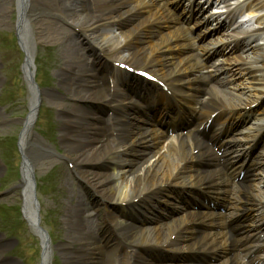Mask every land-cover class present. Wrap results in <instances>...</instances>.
I'll use <instances>...</instances> for the list:
<instances>
[{
  "label": "bare ground",
  "instance_id": "6f19581e",
  "mask_svg": "<svg viewBox=\"0 0 264 264\" xmlns=\"http://www.w3.org/2000/svg\"><path fill=\"white\" fill-rule=\"evenodd\" d=\"M183 1L0 0V26L11 24L27 56L24 76L30 89V115L23 122L24 131L19 142L24 161L21 170L22 180L18 189L24 202V218L41 239L42 264H51L55 251L52 250L47 237L40 232L41 211L39 204L36 203L38 200L34 169L38 159L46 154L52 156L50 154L56 152L45 144L33 140V123L38 112L37 103L49 96L48 93L32 85L36 69L34 54L37 44L42 43V39L52 40L62 46L66 58L57 73L59 85L67 100L78 104L70 109L64 104L56 106L64 115L61 121V150L57 152L62 159L73 165V175L78 182L88 186L96 201H99L98 204L101 203L102 209L105 208L104 220L118 231V237L123 238L124 244L136 249L163 245L167 247V251L181 254L200 253L206 249L208 242L205 239L197 240L194 238L193 229H184L187 225L196 224L195 215L185 216L170 223H165L160 217L153 219L150 216L151 201L161 193L160 190L168 186L188 188V185L202 182L201 178L195 179V173L199 171L193 168V165L199 162L201 155L194 156L192 149L184 141H180L178 147L169 146L152 154L145 151V148L150 147L146 134L140 133L139 128L132 126L131 129L120 131L118 142L114 143L110 140L103 116L95 110L111 105L106 75L95 68L89 70V66L86 72L78 71L75 74V66L82 54V38H77L72 31L64 29L56 22L40 21L41 16L45 14L55 15L66 21L70 27L84 33L85 38L98 47L100 55L110 63V66L119 62L133 68L146 67L160 78H173L200 67L197 58L199 55L207 56L210 50L197 46L196 41L201 35L196 39L191 37L194 29L199 27L197 21L193 29L180 26L181 20L177 9ZM244 1L248 4L251 15L257 9L264 7L260 0ZM197 10L198 16L203 10L202 8ZM13 14L18 16L15 23L12 22ZM184 15L185 12H182V16ZM257 21H261V17H258ZM257 31L262 35L259 39L264 41V27ZM219 42L222 43V47L233 48L232 51L239 52L240 56L232 60L230 66L226 68L211 65L208 72L211 70L212 76L222 78L220 85L225 90L211 89L209 105L222 104L237 112L239 116L264 96V45H255L251 39L238 41V38L233 36L227 43L222 40ZM94 44L90 42V50H94ZM250 50L253 52V57L244 56V53ZM182 54L183 56H180ZM94 56L93 58L99 61V55ZM88 61L86 65L91 62V58ZM78 68L81 70L82 67ZM224 71L228 73H224L225 77H222L221 73ZM190 81L189 79L188 82ZM227 82L232 83V88H226ZM0 84H2L1 76ZM118 94L116 92L115 98ZM79 105H83L85 110L81 111ZM260 115L264 118V108ZM0 118L1 123L7 121L2 119L5 118L2 112ZM257 162L260 167L264 166V153L259 154ZM256 180L257 178L253 181ZM259 185H264V175L255 190L253 183L244 188L239 198L242 206L237 208L240 212H249L253 219H259L264 210V191L256 193ZM171 191L165 190L167 193ZM74 201H76L75 205H71L69 201L68 207L63 212L64 225L67 224L69 230L67 242L62 241L61 245L65 263L114 264L112 258L106 261L104 256H101V251L97 249L93 237L95 229L99 230L101 224L98 209L90 210L83 195ZM133 202L138 204L129 205L130 212H133L136 219L143 217L150 222V225H136L126 215L119 216L114 213L113 204L125 206ZM126 211L124 209V213ZM85 214L87 217L84 216ZM252 227L253 225L248 228ZM8 247V243L0 239V253L6 252ZM137 254L133 256L134 258L138 256L135 264H150L141 257V254ZM0 264L19 263L6 259L3 254L0 255ZM119 264L132 263L124 257Z\"/></svg>",
  "mask_w": 264,
  "mask_h": 264
},
{
  "label": "rangeland",
  "instance_id": "374dc122",
  "mask_svg": "<svg viewBox=\"0 0 264 264\" xmlns=\"http://www.w3.org/2000/svg\"><path fill=\"white\" fill-rule=\"evenodd\" d=\"M17 17V14H13V23L16 22ZM40 21L56 22L80 38L78 33L80 31H75L74 27H70L66 21L55 15L45 14L41 16ZM41 42L37 44L35 52V80L38 82V89L48 93L49 96L43 98L34 121L33 140L60 152L61 121L64 115L56 106L64 104L70 109L76 104L67 100L59 85L57 73L66 58L62 46L52 40L42 39ZM25 61L26 55L19 47L16 31L10 23L1 25L0 112L5 117L2 119L7 121L1 123L0 118V195L7 193V196L0 200V239L8 243L9 249L1 252L0 255L5 254L6 259L19 264H42L41 241L23 219L22 199L18 189L22 180L23 162L18 145L24 131L23 122L30 115L29 99L31 98L22 73ZM61 96L66 99L59 98ZM50 155L52 156L46 154L37 160L34 176L41 208L42 227L47 232L52 250L55 251L51 264H66L61 245L64 241L67 242L69 230L67 224L64 225L63 212L68 207L69 201L71 205H75L74 200L85 193L83 189L86 186L84 183L80 185L73 172L69 170L66 160H60L61 157L56 153ZM91 200L94 201L93 198L90 201L87 199L88 204L92 206ZM91 206H88L90 210Z\"/></svg>",
  "mask_w": 264,
  "mask_h": 264
}]
</instances>
